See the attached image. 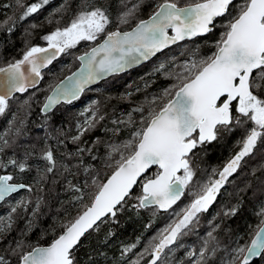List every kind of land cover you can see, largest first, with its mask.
<instances>
[{
  "label": "trees",
  "instance_id": "obj_1",
  "mask_svg": "<svg viewBox=\"0 0 264 264\" xmlns=\"http://www.w3.org/2000/svg\"><path fill=\"white\" fill-rule=\"evenodd\" d=\"M37 2L39 0H22L26 5ZM174 2L184 6L199 0ZM161 3L163 0H49L36 13L19 19L23 9L16 0H0V68L22 58L30 47L47 45L43 37L56 28L66 27L81 11L104 9L111 21L106 28L108 32L115 28L129 29ZM240 3L242 0H235L229 14L214 21L216 27L211 32L175 44L140 67L101 81L79 100L60 104L48 114L40 112L44 97L61 77L78 65L77 55L93 42L81 41L60 54L43 72L37 88L8 100L9 108L0 114V175H12V181L22 182L28 188L0 204V211H4L0 224L6 225L0 231V257H3L0 264H17L34 246L52 241L85 205L90 204L99 186L117 168L121 156L131 154L132 149L123 145L130 137L133 139L132 132L146 126L149 112L158 111L166 102L168 97H164V90L171 83L168 73L172 71V63L181 65L184 60L211 56L226 31L224 22L237 15ZM137 4L140 6L129 22L120 24L119 16ZM62 63L66 64L64 68ZM161 63L166 67L155 71ZM172 91L174 94L175 90ZM93 96L97 111L94 127L85 128L87 130L78 135L79 140L74 141L76 123L82 118L80 104ZM140 108L143 111H136ZM233 115L239 114L233 110ZM249 127H252L250 121L233 125L232 131H222L217 140L193 150L190 154L193 180L179 202L168 211L137 207V197L143 194L140 179L122 207L118 206L116 216L105 217L98 228L81 238L74 252L76 264H133L137 260L139 264H148L152 258L150 239L171 223L174 211L191 203L195 198L193 194L208 182L214 167L218 168L238 147V141ZM48 150L56 160L51 173L46 171L49 164L44 159ZM10 160L17 163L10 164ZM20 163L26 164L24 171H20ZM156 172L158 169L152 168L145 176ZM17 196L20 198L16 205L7 204ZM80 196L83 198L76 199ZM234 207L238 209L235 214H226ZM261 207H264V141L257 144L254 152L245 157L237 172L229 177L227 188L217 202L206 212L199 213L198 219L185 229L186 234L165 249L164 253L169 256L158 264H197L205 241V257L199 264H241L243 253L236 250L246 248L256 231ZM13 208L16 210L12 211ZM133 244L136 246L131 251L124 252ZM190 252L197 255L189 257ZM249 264H264V252Z\"/></svg>",
  "mask_w": 264,
  "mask_h": 264
},
{
  "label": "snow or ice",
  "instance_id": "obj_2",
  "mask_svg": "<svg viewBox=\"0 0 264 264\" xmlns=\"http://www.w3.org/2000/svg\"><path fill=\"white\" fill-rule=\"evenodd\" d=\"M48 3L49 0H39L26 5L22 0H16V4L23 9L19 19L36 13ZM233 3L234 0H199L195 4L179 7L174 0H163L147 20H140L128 32H106L111 21L104 9L81 11L66 27L56 28L43 37L47 47H30L22 59L7 68H0V74H3L0 75V114L8 107V99L13 92L24 93L29 87H35L42 79L41 70L81 41H97L101 34L106 33L102 43L76 57L81 61V71L72 73L52 88L42 111L50 110L61 101L77 99L87 85L147 61L178 41L211 32L216 27L214 21L228 15ZM139 6L134 5L122 13L119 23L127 24ZM237 9V15L224 22L226 31L211 56L185 61L178 65L179 72L168 73L174 75L178 83L164 90V97H168L166 102L159 111H150L146 126L135 131L133 139L123 145L132 149L131 154L121 156L116 170L106 183L99 186L91 204L85 205L82 213L65 225L62 234L49 246L34 248L24 255L22 264H76L74 252L81 238L90 229L98 228L97 222H102V218L109 215L115 217L120 210L118 206L122 207V202L130 196L133 186L140 179L143 180V194L137 197V207L155 205L163 210L172 208L193 180L194 171L190 165L193 150L217 140L222 131H232L233 125L240 126L250 121L252 127L238 141L240 150L219 172L213 169L218 178H210L201 185L199 191L193 194L195 198L181 210L183 214L176 213L180 218L152 238L158 242L151 245L152 259L149 264H158L165 249L186 234L185 229L198 219L199 213L208 210L244 158L254 152L259 142L264 141V0H242ZM165 67L161 63L155 71ZM234 102L235 112L239 114L235 116L232 110ZM85 123L89 128L94 127V121ZM86 130L82 129L81 135ZM73 140H79V136L73 137ZM44 159L49 164L46 171L51 173L56 167L53 152L46 151ZM9 163L15 165L17 162L10 160ZM154 165L158 166V172L153 176L142 175ZM18 166L20 171L27 167L25 163ZM12 180V175H0V201L17 189L28 187L10 183ZM93 183H96L95 179ZM76 190L79 191L78 188ZM237 210L234 207L226 214L233 215ZM257 215L261 217L260 224L246 251L244 247L236 250L245 253L241 264H249L252 257L264 252V207ZM208 236L211 237L212 233L209 232ZM135 246L126 247L124 252L131 251ZM206 249L207 241L205 248L199 252L197 264L204 259ZM188 255L197 254L190 252ZM133 264H139V261Z\"/></svg>",
  "mask_w": 264,
  "mask_h": 264
},
{
  "label": "water",
  "instance_id": "obj_3",
  "mask_svg": "<svg viewBox=\"0 0 264 264\" xmlns=\"http://www.w3.org/2000/svg\"><path fill=\"white\" fill-rule=\"evenodd\" d=\"M196 3H197V2H196ZM192 4H195V3H192ZM188 5H189V4H188ZM186 6H187V5L179 6V7H186ZM157 8H158V7H157ZM156 10H157V9H156ZM156 10H155V11H156ZM155 11H153L150 15H152ZM150 15H149V16H150ZM149 16H148V17H149ZM148 17H146V18H144V19H142V20H147ZM138 22H139V21H138ZM138 22H137V23H138ZM137 23H136V24H137ZM136 24L133 25L131 28L126 29V30L113 29V30H111V31H109V32H114V31H117V30L120 31V32H128V31H131L133 28H135ZM169 34H170V35L172 34V33H171V30H169ZM105 35H106V34H105ZM204 35H205V34H204ZM200 36H203V35H200ZM196 37H199V36H196ZM103 38H104V36H103ZM103 38H102L101 40H99L98 42H96L93 46H91V47H90L87 51H85V52H88L92 47H95L97 44L102 43ZM193 38H195V37H193ZM193 38H191V39H193ZM185 40H190V39H187V38H186ZM179 42H181V41H178L177 43H179ZM175 44H176V43H175ZM173 45H174V44H173ZM170 46H172V45H170ZM170 46H169V47H170ZM167 48H168V47H167ZM165 49H166V48H165ZM163 50H164V49H163ZM163 50H162V51H163ZM85 52H83V53H85ZM83 53L79 54L78 56H81ZM159 53H160V52H159ZM157 54H158V53H157ZM78 56H77V57H78ZM153 57H154V56H153ZM153 57H151L150 59H152ZM22 58H23V57H22ZM22 58H21V59H22ZM57 58H58V57H57ZM57 58H56V59H57ZM56 59H55V60H56ZM150 59H148L147 61H142V62H141L140 64H138V65H133L132 67L127 68L126 70H124V71H122V72L114 73V74H111V75H108V76L104 77L103 79H100V80L94 81L93 83L87 85V86L85 87V90L91 88L92 86L96 85V84L99 83L100 81L109 78L110 76H113V75H116V74H121V73H123V72H126V71L132 69V68L138 67V66H140V65H142V64H144V63H146V62H148ZM55 60H54V61H55ZM77 60H78V59H77ZM54 61H53V62H54ZM14 63H15V62H14ZM50 65H51V64H49L46 68H43V69L41 70V73H42L43 70L47 69ZM7 66H8V65H6V66H4V67H2V68H7ZM80 71H81V61L78 60V66H77L76 68H74L70 73H68V74H66L64 77H62V78H61V79H60V80H59V81H58L53 87H55L57 84H59V82L62 81V80H64L66 77L71 76L72 73H76V72H80ZM0 75H3V74H0ZM41 76H42V75H41ZM40 81H41V79H40ZM40 81H39V83H40ZM39 83L36 84L35 87H37V86L39 85ZM35 87H29L28 89H33V88H35ZM53 87H52V88H53ZM52 88H51V90H52ZM28 89H27V90H28ZM51 90L49 91V93L47 94V96H49V95L52 94ZM85 90H84V91H85ZM84 91H83V92H84ZM83 92H82V93H83ZM82 93H81V94H82ZM16 94H22V93H20V92H13V94H12L11 97H13V96L16 95ZM81 94L79 95V97L81 96ZM47 96H46V97H47ZM11 97H10V98H11ZM46 97H45V99H44L42 105L40 106V112H41L42 114H48V113H50L51 111H53V110H54L59 104H61V103H68V102H65V101H61L60 103L54 105L50 110H48V111H42V109H43V105L46 103ZM79 97H78V98H79ZM10 98H9V99H10ZM75 100H76V99H75ZM72 101H73V100H72ZM154 167L158 168V166H155V165L152 166L151 168H154ZM151 168H150L149 170H151ZM158 169H159V168H158ZM115 170H116V169H115ZM115 170H113V171L111 172V174L105 179V181L103 182V184L107 182L108 178L111 177V175L113 174V172H114ZM149 170H148V171H149ZM148 171H147V172H148ZM147 172H146V173H147ZM146 173H145V174H146ZM145 174H142V175L144 176ZM178 175H180V173H178ZM138 181H139V180H138ZM10 183L24 184V183H22V182H13V181H10ZM24 185H26V184H24ZM135 186H136V185L133 186L131 192L133 191V189H134ZM27 188H28V187L17 189L15 192L10 193L8 196H6L5 199L8 198V197H10L11 195H13V194H15V193L21 191V190H23V189H27ZM98 191H99V190H98ZM98 191H97V192H98ZM97 192H96V194H97ZM96 194H95V195H96ZM95 195H94V196H95ZM181 197H182V196H181ZM93 198H94V197H93ZM5 199H4V200H5ZM180 199H181V198H180ZM180 199H179V200H180ZM4 200L0 201V204H1ZM92 200H93V199H92ZM179 200H178V201H179ZM178 201H177V202H178ZM91 202H92V201H91ZM91 202H90V204H91ZM177 202H176V203H177ZM90 204H89V205H90ZM174 205H175V204H174ZM174 205H173V206H174ZM173 206H172V207H173ZM149 207H151V206H149ZM152 207H157V208H158V206H155V205H152ZM158 209H159V208H158ZM168 210H169V209H168ZM159 211L164 212V211H167V210L159 209ZM81 213H82V212H80V214H81ZM109 216H110V215H109ZM106 217H107V216H106ZM104 218H105V217H104ZM104 218H102V219H104ZM99 222H100V221H98L97 223H99ZM90 230H91V229H90ZM90 230H89V231H90ZM89 231H88V232H89ZM62 232H63V231H62ZM62 232H61L59 235H61ZM85 234H86V233H85ZM59 235H58V236H59ZM58 236H57L56 238H58ZM56 238H55V239H56ZM55 239H53L52 241H50V242L47 243V244H41V245L34 246V247L31 248L29 251H27L25 254H23V255L21 256V258H22L24 255H26L28 252H31L34 248H37V247H47V246H49V245H50ZM251 239H252V238H251ZM250 241H251V240H250ZM249 244H250V242H249ZM245 251H246V250H245ZM244 254H245V253H244ZM244 254H243V257H244ZM261 254H262V253H261ZM261 254H260L259 256H254V257H252L251 260L249 261V263L252 262V261H254V260L259 259V257L261 256ZM21 258H20V260L18 261L17 264H22V259H21ZM242 260H243V258H242ZM148 264H149V263H148Z\"/></svg>",
  "mask_w": 264,
  "mask_h": 264
},
{
  "label": "rangeland",
  "instance_id": "obj_4",
  "mask_svg": "<svg viewBox=\"0 0 264 264\" xmlns=\"http://www.w3.org/2000/svg\"><path fill=\"white\" fill-rule=\"evenodd\" d=\"M47 42V41H46ZM90 42V41H89ZM82 48V47H81ZM185 61H188V60H184L183 61V63L185 62ZM191 61V60H190ZM182 63V64H183ZM181 64V65H182ZM61 66H63V68L66 66V64L65 63H62L61 64ZM172 71H171V73H176V72H179L180 71V68L178 67V65H173V63H172ZM170 84H169V87L167 88V89H171L172 88V85H175V84H177L178 83V81H177V79L175 78V76L174 75H170ZM94 91V90H93ZM9 108V103H8V107L6 108V110ZM79 109L80 110H82V118L81 119H79L78 121H77V123H76V129H77V135L76 136H78V135H80L81 134V130L82 129H85V128H89L88 127V124H86L85 123V121H89V122H95V117L97 116V111H96V106H95V96H93V97H91V98H88V99H86V100H84V101H82V103L80 104V107H79ZM5 110V111H6ZM141 121H142V119H141ZM78 125L80 126V127H78ZM135 131H137V129L135 130ZM135 131H133L132 132V134L135 132ZM245 134V133H244ZM131 139V137L129 138V139H127L128 141ZM19 196H17L16 198H12V199H10L8 202H7V204L8 205H12V206H14V205H16L17 203H18V201H19ZM182 209L180 208V209H177L176 211H174V213H173V215H172V217L170 218V221H171V223H173L174 221H176V220H178L180 217L179 216H177L176 215V213H180L181 215L183 214L182 213V211H181ZM3 213H4V211L3 210H1L0 211V219L2 218L1 216L3 215ZM5 227H6V225H1L0 224V229H5ZM158 236V235H157ZM150 242L151 243H149V245H150V249H151V251H152V247H151V245L152 244H155V243H157L158 242V240H153V239H150ZM170 253V252H169ZM166 253H163L161 256V259L163 260L168 254H166ZM165 255V256H164ZM169 256V255H168Z\"/></svg>",
  "mask_w": 264,
  "mask_h": 264
},
{
  "label": "flooded vegetation",
  "instance_id": "obj_5",
  "mask_svg": "<svg viewBox=\"0 0 264 264\" xmlns=\"http://www.w3.org/2000/svg\"><path fill=\"white\" fill-rule=\"evenodd\" d=\"M232 110H234L235 111V102L233 103V106H232ZM251 127H249V129H250ZM246 135V132H245V134L243 135V137H241V139H240V141L244 138V136ZM240 144H238V147L223 161V163L217 168V167H214L215 168V170L217 171V172H219L222 168H223V166H224V164L225 163H227V161L233 156V155H235V153L236 152H238L239 150H240ZM211 178H213V179H215V178H218V176H216V175H214V173H213V171H211ZM225 188H227V182L225 183V185L221 188V190L219 191V193L217 194V197H216V199H215V201L209 206V208L214 204V203H216L217 202V200L219 199V197H221V195L223 194V192H224V189ZM208 208V209H209Z\"/></svg>",
  "mask_w": 264,
  "mask_h": 264
}]
</instances>
